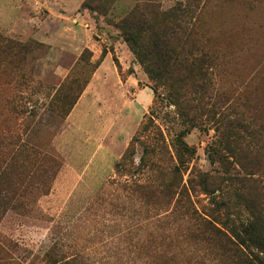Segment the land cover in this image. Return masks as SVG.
Masks as SVG:
<instances>
[{"label":"rangeland","instance_id":"obj_1","mask_svg":"<svg viewBox=\"0 0 264 264\" xmlns=\"http://www.w3.org/2000/svg\"><path fill=\"white\" fill-rule=\"evenodd\" d=\"M144 5L180 25L175 98L117 28ZM180 143L182 206L264 217V0H0V264H210L178 195L136 188L176 182Z\"/></svg>","mask_w":264,"mask_h":264},{"label":"trees","instance_id":"obj_2","mask_svg":"<svg viewBox=\"0 0 264 264\" xmlns=\"http://www.w3.org/2000/svg\"><path fill=\"white\" fill-rule=\"evenodd\" d=\"M147 13L153 16V9L149 5H144L142 8L136 7L118 22L117 28L133 55L142 65L147 64L149 78L159 88L169 91L170 97L175 98L180 94V91L174 89L176 83L172 80L178 75L176 66L180 58L172 44V40L175 39L170 36V33L179 24L176 21H171L169 24L167 22L157 23L155 19L150 21L151 17H145ZM106 56L107 52L103 49L96 64V69ZM182 60L185 62L186 56ZM176 85L178 86V84ZM146 128V125L142 126L141 135L146 131ZM129 152L130 148L116 164V174L130 172L132 165L130 162L131 153ZM144 153L146 156V149ZM191 154L190 148L180 143L176 149L177 165L170 169L171 174L178 176L176 182L163 181L157 187L154 183L138 185L136 186L137 190L144 197H152L156 193L161 194V192H164L170 201L175 195H178L175 203L176 207L184 209L179 215L182 214V217L186 220L184 226L185 238L189 239L193 246L204 245V249L215 254L214 259H208L210 264H264L263 216L252 214L253 216L251 215L250 219L236 224V221L231 219L234 216L228 212V209L222 214L223 218H221V215L214 211L201 213L194 210L191 204L189 205L190 211L182 206L184 205V199V202L187 203V194L185 189L179 190L181 185V179H179L180 167H184L188 163ZM143 159L145 158L143 157ZM206 181L207 178L204 175L200 187H204ZM228 181H237L241 186L249 182L248 178L231 176L227 179ZM53 252L54 248L45 256V264H84L76 258H59L56 254L52 256Z\"/></svg>","mask_w":264,"mask_h":264},{"label":"crops","instance_id":"obj_3","mask_svg":"<svg viewBox=\"0 0 264 264\" xmlns=\"http://www.w3.org/2000/svg\"><path fill=\"white\" fill-rule=\"evenodd\" d=\"M106 58H108V57H105V58H104V60H103V62L105 61V59H106ZM102 64H103V63H102ZM150 99H151V98H149V100H148V101H150ZM148 101H147V102H148Z\"/></svg>","mask_w":264,"mask_h":264}]
</instances>
